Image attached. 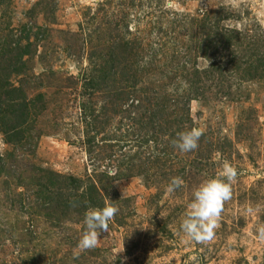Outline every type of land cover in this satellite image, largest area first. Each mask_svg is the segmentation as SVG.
Listing matches in <instances>:
<instances>
[{
    "label": "rangeland",
    "instance_id": "rangeland-1",
    "mask_svg": "<svg viewBox=\"0 0 264 264\" xmlns=\"http://www.w3.org/2000/svg\"><path fill=\"white\" fill-rule=\"evenodd\" d=\"M13 102L25 113L0 122V264H264V0H0V112ZM193 127L199 146L181 152ZM225 163L238 175L220 227L190 241L193 192ZM99 174L102 197L49 210L67 177L72 199ZM109 203L108 232L73 259L86 211Z\"/></svg>",
    "mask_w": 264,
    "mask_h": 264
},
{
    "label": "clouds",
    "instance_id": "clouds-1",
    "mask_svg": "<svg viewBox=\"0 0 264 264\" xmlns=\"http://www.w3.org/2000/svg\"><path fill=\"white\" fill-rule=\"evenodd\" d=\"M203 134V128L193 127L178 133L173 144L181 152H191L198 148ZM237 175L236 168L225 163L219 176L206 180L194 190L193 199L180 224V230L188 240L208 243L215 238L216 230L220 227L221 213L225 203L232 197V185L236 182ZM183 184L184 180L181 177H173L167 191L172 193ZM118 211V207L110 203L103 208H90L86 211L84 216L86 231L77 244L73 259H78L83 252L98 246L101 234L108 232L109 224ZM249 211L253 210L249 209ZM257 233L258 239L264 241V225L258 227ZM122 251L123 241L119 252Z\"/></svg>",
    "mask_w": 264,
    "mask_h": 264
},
{
    "label": "trees",
    "instance_id": "trees-1",
    "mask_svg": "<svg viewBox=\"0 0 264 264\" xmlns=\"http://www.w3.org/2000/svg\"><path fill=\"white\" fill-rule=\"evenodd\" d=\"M0 108H3V107H0ZM8 108L10 110L7 109L3 112H0V122L2 121V119H5V120L7 118L9 119V115H12V118H14V120L15 119L22 120V117L25 113V108L21 105V102L18 105L17 110H15L17 108V105L14 102L11 105H8ZM11 131L16 132V128H12ZM18 133H21V132L20 131L16 132V137L19 136ZM145 142L147 144V143H149V140H145ZM87 144L90 145L91 141L87 140ZM44 176H47L45 178V180L48 183L51 182L50 180L52 178H53V180H55L57 182H58V180H61V178H59L58 175L54 176V174L51 172H45L44 175L42 176V178ZM66 179H67V187L66 188L61 187V186L59 188L58 187L56 188L57 189L56 190L57 191L56 197L60 198V202H58L60 205L58 203H56L53 206V209L49 208V210L52 212L58 211V209L62 210L60 212H68L70 210L74 211V209L77 207L79 208L80 205H83V206L87 205L93 196L99 197V195H100L102 197V195H101L102 192L107 193L104 190L105 187L102 185V182H103V180L105 181V179L109 180V177H106V175H104V174H99L97 177V181H98L97 184L100 186L99 189L92 183V184H89L79 196L73 195L72 199H65L64 194H62L64 192V190L66 191L67 188L69 187L75 193L76 190L78 189V180H76L74 178H70V177H67ZM48 186H46L45 191H48ZM74 189H76V190H74ZM51 200H52V198H50V200H48L47 204H51V202H52ZM101 207H104V206H101Z\"/></svg>",
    "mask_w": 264,
    "mask_h": 264
}]
</instances>
